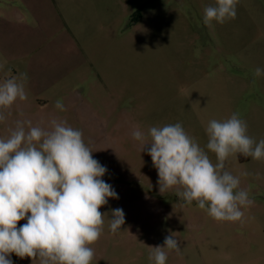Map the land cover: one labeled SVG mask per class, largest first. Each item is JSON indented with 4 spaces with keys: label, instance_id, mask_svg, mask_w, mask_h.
<instances>
[{
    "label": "rangeland",
    "instance_id": "374dc122",
    "mask_svg": "<svg viewBox=\"0 0 264 264\" xmlns=\"http://www.w3.org/2000/svg\"><path fill=\"white\" fill-rule=\"evenodd\" d=\"M215 0H0V82L27 74V100L5 110L0 138L18 120L50 128L64 121L83 133L102 179L118 199L100 211L105 224L91 245L92 264H154L149 246L174 233L181 253L166 264H264V160L230 156L252 205L243 222L212 219L173 188L160 193L158 173L132 133L181 123L206 149L209 121L234 112L247 134L264 139V0H239L235 19L203 23ZM255 81V82H253ZM60 99L61 111L55 107ZM150 141L151 137L147 136ZM150 145L146 146V149ZM213 164L215 154L208 152ZM122 208L121 231L109 230ZM26 219L18 222V227ZM13 264H39L11 255Z\"/></svg>",
    "mask_w": 264,
    "mask_h": 264
},
{
    "label": "clouds",
    "instance_id": "9594fccd",
    "mask_svg": "<svg viewBox=\"0 0 264 264\" xmlns=\"http://www.w3.org/2000/svg\"><path fill=\"white\" fill-rule=\"evenodd\" d=\"M238 3L215 0L204 8L203 23L211 27L213 22L235 19ZM254 75H264V69L257 67ZM27 79L21 73L0 82V122L17 100H27ZM55 107L64 110L60 99ZM205 132L207 151L181 123L149 128L150 141L139 129L132 136L152 159L160 193L176 188L180 200L187 205L195 201L212 219L243 222L242 209L253 201L239 188V177L225 169V162L234 154L264 160V139L250 137L246 122L235 112L223 121H209ZM208 152L215 154V164ZM92 153L82 131L64 121L52 120L50 128H42L18 120L7 138H0V264H13V253L39 264H92L91 245L99 240L107 214L100 209L109 199L119 198L102 179L106 166ZM110 214L109 230L116 234L125 224V213L115 208ZM149 248L154 264H166L170 251L181 253L174 233L163 245Z\"/></svg>",
    "mask_w": 264,
    "mask_h": 264
}]
</instances>
